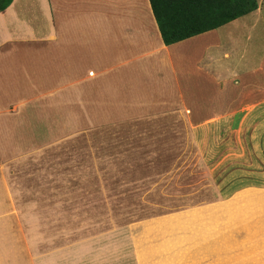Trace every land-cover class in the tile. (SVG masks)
Wrapping results in <instances>:
<instances>
[{
    "label": "rangeland",
    "instance_id": "obj_1",
    "mask_svg": "<svg viewBox=\"0 0 264 264\" xmlns=\"http://www.w3.org/2000/svg\"><path fill=\"white\" fill-rule=\"evenodd\" d=\"M137 2L124 0L120 12L129 6L134 15H146ZM258 3L254 14L193 38L199 39L191 40L195 53L179 58L182 46L171 48L179 88L164 90L160 102L143 85L148 72L143 86L135 84L145 103L141 110L96 115L90 102L83 106L82 84L59 75L52 89L45 86L30 108L35 114L19 117L20 138L18 146L10 140L9 163H0L10 185V206L6 195L0 197V237L9 238L0 245V264H130V224L226 202L215 255L181 263L264 264V191L237 193L255 181L264 184V164L251 157V149L264 151V126L252 130L264 123H249L258 118L253 104L264 103V0ZM134 62L140 66L141 56L128 61L133 71ZM105 66L86 68L96 73L94 80L110 79ZM181 97L187 99L178 108ZM3 125L16 128L7 116ZM220 220L230 225L223 229ZM225 231L232 240L227 244L218 238ZM1 246L8 248L6 256Z\"/></svg>",
    "mask_w": 264,
    "mask_h": 264
},
{
    "label": "crops",
    "instance_id": "obj_2",
    "mask_svg": "<svg viewBox=\"0 0 264 264\" xmlns=\"http://www.w3.org/2000/svg\"><path fill=\"white\" fill-rule=\"evenodd\" d=\"M123 1L13 0L7 9L0 12V163H9L12 137L16 139L18 146V129L22 127L18 124L19 117L35 114L30 108H34L35 102L42 99L46 85L52 89V85L59 82V75L66 76V83L82 84L83 106L86 108V101L90 102L91 107H95L91 110L97 111L96 115H107L109 112L117 115L122 108L125 113L135 108L141 110L145 103L138 100L142 99V96L138 95V86L135 88V84L141 85V80L148 76V72L152 75L147 77L148 80L146 79L143 85L150 86L160 102L164 90L173 87V84L175 88H179L174 70L177 57L172 56L171 48L182 46L184 50L178 57L184 58L185 54L195 53L197 46L195 42L191 43L193 38L164 46L148 0H129L134 5L138 4L137 1L141 2L146 15H134L132 11H127L129 6H123V11L120 12V4ZM125 12L130 15H124ZM119 17L123 19L122 22ZM41 53H47L48 59L42 57ZM139 56L141 65L134 62L133 71L132 64L128 66V61L136 60ZM90 63L98 66L105 64V69L109 70L107 74L111 78L94 80L96 73L92 74L86 68ZM115 82L122 85L111 87ZM242 89L246 90V87ZM125 93L133 94V97H125ZM187 97L191 99L194 95L189 94ZM71 98L74 97L69 99ZM186 99H178V108L184 106L181 100ZM31 101L33 102L30 103ZM253 105H256L254 113L258 118L249 123L251 126H259L264 123V103L257 102ZM4 116H7L10 126H16L15 129L4 127ZM263 126L252 130L259 131ZM9 132H13V136H10ZM259 149H251V157L255 163L263 165L264 151L259 154ZM255 174L261 176L259 171ZM261 178L264 179V175ZM0 187V197L6 195L5 207H9V176L8 169L4 172V167L0 169ZM249 189L264 191V184L254 182L235 192L241 193ZM228 203H216L210 207L188 210L187 214L173 213L152 221H139L132 224L133 226L130 224L127 241L129 248L134 251L129 263L155 264V261L162 259L166 264H182L181 261L187 257L198 262L197 259L201 258L202 254L215 255V249L218 247L214 237L216 238L220 227L217 226L218 216L223 211L228 215ZM0 205H3L1 201ZM1 212L3 213L2 209ZM226 222L220 220L222 225L224 223L223 229L230 225ZM189 231L193 232L187 236L185 232ZM218 238L226 244L227 241H232L227 231ZM8 240V237H0V245ZM119 243L114 246L122 248V243ZM18 244L21 245L19 239ZM193 246L196 247L192 248ZM1 248L6 256L8 248ZM17 248L19 251V247ZM221 250L222 248L218 249ZM68 252L71 251L67 250ZM122 253L123 250L120 255ZM129 255L127 251L125 256ZM96 256L102 258L104 254ZM116 264H122V259Z\"/></svg>",
    "mask_w": 264,
    "mask_h": 264
},
{
    "label": "trees",
    "instance_id": "obj_3",
    "mask_svg": "<svg viewBox=\"0 0 264 264\" xmlns=\"http://www.w3.org/2000/svg\"><path fill=\"white\" fill-rule=\"evenodd\" d=\"M12 1L0 0V12L7 9ZM148 2L164 46L215 31L244 16L254 14L259 8L258 0H148Z\"/></svg>",
    "mask_w": 264,
    "mask_h": 264
}]
</instances>
